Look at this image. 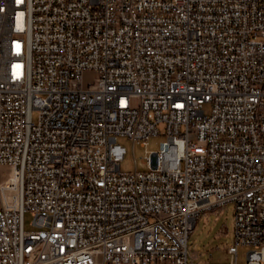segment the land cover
<instances>
[{
	"label": "built area",
	"instance_id": "1",
	"mask_svg": "<svg viewBox=\"0 0 264 264\" xmlns=\"http://www.w3.org/2000/svg\"><path fill=\"white\" fill-rule=\"evenodd\" d=\"M228 202L264 264V0H0V264H193Z\"/></svg>",
	"mask_w": 264,
	"mask_h": 264
},
{
	"label": "rangeland",
	"instance_id": "2",
	"mask_svg": "<svg viewBox=\"0 0 264 264\" xmlns=\"http://www.w3.org/2000/svg\"><path fill=\"white\" fill-rule=\"evenodd\" d=\"M95 70L85 69L82 72V85L87 88L94 83ZM209 105H205L208 110ZM163 135H155L148 138L143 145L140 142L133 143L126 136H117L116 140L125 147V153L120 160L122 171L148 170L149 164L144 161L145 156L152 150L159 148ZM33 215L29 211L24 213V225L26 229L34 227ZM234 235V203L228 202L221 206L208 209L197 219L191 231L187 247L192 256L193 264H232L235 255L228 253L227 248L233 240ZM247 246L238 247L237 262L246 260Z\"/></svg>",
	"mask_w": 264,
	"mask_h": 264
}]
</instances>
